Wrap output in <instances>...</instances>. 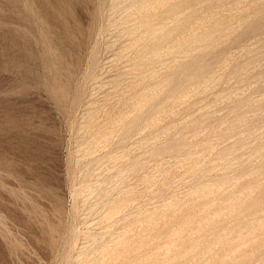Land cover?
I'll use <instances>...</instances> for the list:
<instances>
[{
	"label": "rangeland",
	"instance_id": "374dc122",
	"mask_svg": "<svg viewBox=\"0 0 264 264\" xmlns=\"http://www.w3.org/2000/svg\"><path fill=\"white\" fill-rule=\"evenodd\" d=\"M161 1L0 0V264H264V0Z\"/></svg>",
	"mask_w": 264,
	"mask_h": 264
},
{
	"label": "bare ground",
	"instance_id": "6f19581e",
	"mask_svg": "<svg viewBox=\"0 0 264 264\" xmlns=\"http://www.w3.org/2000/svg\"><path fill=\"white\" fill-rule=\"evenodd\" d=\"M157 1H158V0H157ZM162 1H163V0H162ZM162 1H161V2H162ZM153 4H154V3H153ZM152 6H153V5H152ZM145 10H146V9H145ZM176 14H177V13H176ZM177 16H179V15H177ZM174 18H175V17H174ZM147 22H148V21H147ZM165 22H167V21H165ZM164 24H165V23H164ZM153 26H154V25H153ZM160 29H161V27H160ZM134 31H135V30H134ZM201 32H202V31H201ZM139 37H140V36H139ZM171 45H172V44H171ZM173 46H174V45H173ZM173 46H172V47H173ZM227 185H228V184H227ZM213 188H214V187H213ZM215 188H216V186H215ZM222 189H223V188H222ZM220 190H221V188H220ZM227 190H228V189H227ZM218 192H219V191H218ZM226 192H227V191H226ZM226 192H225V193H226ZM239 198H240V197H239ZM227 200H228V199H227ZM227 200H226V201H227ZM233 200H234V199H233ZM239 200H240V199H239ZM211 201H212V200H211ZM226 201H225V202H226ZM229 201H230V200H229ZM208 202H209V201H208ZM208 202H207V203H208ZM223 203H224V201H223ZM226 203H227V202H226ZM165 204H166V203H165ZM204 204H205V203H204ZM209 204H210V203H209ZM211 204H212V202H211ZM227 204H228V203H227ZM234 204H235V202H234ZM166 205H167V204H166ZM185 206H187V205H185ZM200 206H201V204H200ZM175 207L178 208L177 206H175ZM182 207H183V206H182ZM182 207H181V209H182ZM209 207H210V206H209ZM183 209H184V207H183ZM208 209H209V208H208ZM175 210H176V209H175ZM218 210H219V209H218ZM220 210H221V209H220ZM204 211H205V210H204ZM221 211H223V210H221ZM212 212H213V211H212ZM214 212H215V211H214ZM127 214H128V213H127ZM201 214H202V213H201ZM206 214H207V212H206ZM130 216H131V215H130ZM183 216H184V215H183ZM191 216L193 217V215H191ZM194 216H195V215H194ZM203 216H204V215H203ZM213 216H215V215H213ZM213 216H212V217H213ZM197 217H198V215H197ZM201 217H202V216H201ZM217 217H218V216H217ZM194 218H195V217H194ZM198 218H199V217H198ZM126 219H128V218H125V220H126ZM149 219H150V218H149ZM185 219H186V218H185ZM211 219L213 220V218H211ZM125 220H124V221H125ZM152 220H153V219H152ZM179 220H180V219H179ZM195 220H196V219H195ZM212 220H211V222H212ZM206 221H207V219H206ZM175 222H176V221H175ZM193 222H194V221H193ZM209 222H210V221H209ZM209 222H208V224H209ZM188 223H190V222H188ZM203 223H204V222H203ZM184 224H185V223H184ZM197 224H200V223L198 222ZM175 225H176V224H175ZM178 225H179V224H178ZM181 225H182V224H181ZM185 225H186V224H185ZM193 225L195 226V224H193ZM200 225H201V224H200ZM204 225H205V224H204ZM228 225H229V224H228ZM110 226H111V224H110ZM194 226H192V227H194ZM171 227H172V226H170L169 228H171ZM230 227H231V225H230ZM262 227H263V226H262ZM190 228H191V227H190ZM200 228H201V227H200ZM200 228H197V229H200ZM202 229H203V228H202ZM183 230H184V229H183ZM186 230H187V229H186ZM164 231H166V230H164ZM223 231H224V230H223ZM166 232H167V231H166ZM182 232H183V231H182ZM187 232H188V231H187ZM192 232H193V231H192ZM197 232H199V231H197ZM197 232L195 231V233H197ZM201 233H203V232H200V234H201ZM221 233H222V232H221ZM223 233H224V232H223ZM234 233H235V232H234ZM177 234H178V233H177ZM188 234H189V233H188ZM192 234H193V233H192ZM225 234H226V233H225ZM125 235H126V234H125ZM164 235H165V234H164ZM171 235H172V233H171ZM173 235H174V234H173ZM180 235H181V234H180ZM220 235H221V234H220ZM229 235H230V234H229ZM165 236H166V235H165ZM165 236H164V237H165ZM174 236H175V235H174ZM191 236H192V235H191ZM191 236H189V237H191ZM224 236H225V235H224ZM224 236H222V237H224ZM168 237H170V235L167 236V238H168ZM171 237H172V236H171ZM173 238H174V237H173ZM125 239H126V238H125ZM164 239H165V238H164ZM197 239H198V238H197ZM200 239H201V238H200ZM200 239H199V240H200ZM248 239H249V238H248ZM120 240H121V239H120ZM123 240H124V239H123ZM165 240H166V239H165ZM178 240H179V239H178ZM178 240H177V241H178ZM191 240H192V239H191ZM199 240H197V241H199ZM220 240H221V239H220ZM223 240H224V239H223ZM121 241H122V240H121ZM121 241H120V242H121ZM189 241H190V240H189ZM195 241H196V240H195ZM169 242H170V241H169ZM173 242H174V241H173ZM183 242H184V241H182V243H183ZM192 242H193V241H192ZM199 242H201V240H200ZM175 243H176V241H175ZM177 243H178V242H177ZM180 243H181V242H180ZM186 243H187V242H186ZM128 244H129V243H128ZM165 244H166V243H165ZM165 244H164V245H165ZM197 244H198V243H197ZM197 244H196V245H197ZM199 244H200V243H199ZM108 245H109V243H108ZM122 245H123V244H122ZM164 245H163V246H164ZM182 245H183V244H182ZM185 245H186V244H185ZM200 245H201V244H200ZM202 245H203V243H202ZM175 246H176V245H175ZM189 246H190V244H189ZM106 247H108V246H106ZM110 247H111V246H110ZM127 247H128V246H127ZM191 247H192V246H191ZM195 247H197V246H195ZM104 248H105V247H104ZM163 248H164V247H163ZM165 248H166V247H165ZM168 248H170V247H168ZM182 248H183V247H182ZM192 248H193V247H192ZM101 249H103V248H101ZM105 249H106V248H105ZM108 249H109V248H108ZM108 249H107V250H108ZM125 249H126V248H125ZM156 249H157V248H156ZM159 249L161 250L162 247H160ZM198 249H199V248H198ZM198 249H197V250H198ZM202 249H204V248H202ZM239 249H240V248H239ZM99 250H100V249H99ZM136 250H137V249H136ZM178 250H179V247H178ZM193 250H194V249H193ZM199 250H200V249H199ZM199 250H198V251H199ZM235 250H236V249H235ZM170 251H171V250H169L168 252L170 253ZM175 251H176V250H174L173 252H175ZM188 251H190V250H188ZM105 252H106V251H105ZM105 252H103V253H105ZM156 252H157V251H156ZM158 252H159V250H158ZM204 252H206V251H204ZM207 252H208V251H207ZM235 252H238V250L235 251ZM100 253H102V251H101ZM103 253H102V255H103ZM122 253H123V252H122ZM169 253H168V254H169ZM177 253H178V252H177ZM192 253H193V252H192ZM231 253H232V252H231ZM233 253H234V252H233ZM183 254H184V253H183ZM187 254H188V253H187ZM195 254H196V251H195ZM203 254H204V253H203ZM158 255H159V254H158ZM173 255H174V254H173ZM204 255H205V254H204ZM206 255H207V254H206ZM230 255H231V254H230ZM232 255H233V254H232ZM195 256H196V255H195ZM98 257H99V256H98ZM151 257H152V256H151ZM115 258H116V257H115ZM123 258H124V257H123ZM164 258H165V257H164ZM170 258H171V257H170ZM179 258H182V257H179ZM118 259H119V258H118ZM158 260H159V259H158ZM158 260H157V261H158ZM170 260H171V259H170ZM173 260H175L174 257H173ZM123 261H124V260H123ZM137 261H138V260H137ZM157 261H154V262H157ZM164 261H165V259H164ZM178 261H179V259H178ZM214 261H215V260H214ZM92 262H93V261H92ZM124 262H125V261H124ZM138 262H139V261H138ZM171 262H172V261H171ZM93 263H94V262H93ZM128 263H129V262H128ZM132 263H133V262H132ZM136 263H137V262H136ZM157 263H158V262H157ZM122 264H123V263H122ZM133 264H134V263H133ZM152 264H154V263H152ZM162 264H163V263H162ZM165 264H166V262H165ZM169 264H170V263H169ZM202 264H203V263H202Z\"/></svg>",
	"mask_w": 264,
	"mask_h": 264
}]
</instances>
